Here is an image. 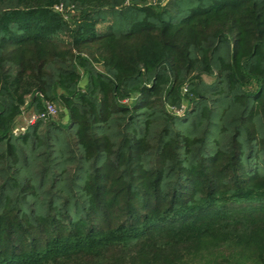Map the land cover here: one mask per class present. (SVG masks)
I'll list each match as a JSON object with an SVG mask.
<instances>
[{"label":"trees","instance_id":"1","mask_svg":"<svg viewBox=\"0 0 264 264\" xmlns=\"http://www.w3.org/2000/svg\"><path fill=\"white\" fill-rule=\"evenodd\" d=\"M146 1L0 0V264H264V0Z\"/></svg>","mask_w":264,"mask_h":264},{"label":"rangeland","instance_id":"2","mask_svg":"<svg viewBox=\"0 0 264 264\" xmlns=\"http://www.w3.org/2000/svg\"><path fill=\"white\" fill-rule=\"evenodd\" d=\"M146 4H152V0H147L145 2V5ZM205 80L208 83L213 82L211 78H205ZM82 85L84 86L85 82H83ZM33 115H34V112H32L31 110L30 111L25 110L23 114H21V116L17 118L16 123H15V133L16 134L22 133L27 128ZM53 119L66 123L67 122V112L62 107H58L57 113L55 114V116H53Z\"/></svg>","mask_w":264,"mask_h":264},{"label":"built area","instance_id":"3","mask_svg":"<svg viewBox=\"0 0 264 264\" xmlns=\"http://www.w3.org/2000/svg\"><path fill=\"white\" fill-rule=\"evenodd\" d=\"M163 1H167V0H163ZM57 11H61L60 7H56ZM57 113V108L55 105H53L52 103H46L45 104V109L42 113H34L32 119L30 120V124H34L36 123L38 120L41 119H47V118H53V116H55V114Z\"/></svg>","mask_w":264,"mask_h":264}]
</instances>
